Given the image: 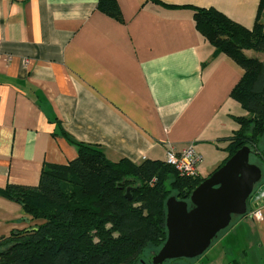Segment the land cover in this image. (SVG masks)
Returning a JSON list of instances; mask_svg holds the SVG:
<instances>
[{
  "label": "crops",
  "instance_id": "obj_1",
  "mask_svg": "<svg viewBox=\"0 0 264 264\" xmlns=\"http://www.w3.org/2000/svg\"><path fill=\"white\" fill-rule=\"evenodd\" d=\"M116 1L122 20L98 0H0V187L35 185L44 162L74 158L61 129L112 161L165 159L191 143L204 177L227 156L245 113L230 93L243 68L196 29L190 5L251 28L260 0ZM248 206L261 214L235 216L186 264H264V184ZM26 224L0 195V234Z\"/></svg>",
  "mask_w": 264,
  "mask_h": 264
},
{
  "label": "trees",
  "instance_id": "obj_2",
  "mask_svg": "<svg viewBox=\"0 0 264 264\" xmlns=\"http://www.w3.org/2000/svg\"><path fill=\"white\" fill-rule=\"evenodd\" d=\"M263 4L260 0L251 28L213 6L190 5L196 29L243 68L230 93L246 112L234 115L238 126L219 165L248 145L250 161L262 171L264 61L247 51L264 50ZM97 6L122 20L116 0H98ZM61 130L76 145L74 158L44 162L35 185L0 187V195L18 202L27 216L26 225L0 234V264H149V253L166 238V198L173 194L188 201L204 176L180 175L165 159L112 161L97 144L74 140Z\"/></svg>",
  "mask_w": 264,
  "mask_h": 264
},
{
  "label": "water",
  "instance_id": "obj_3",
  "mask_svg": "<svg viewBox=\"0 0 264 264\" xmlns=\"http://www.w3.org/2000/svg\"><path fill=\"white\" fill-rule=\"evenodd\" d=\"M250 153L248 145L239 147L192 189L188 201L173 194L166 198L167 234L153 263L199 257L234 216L247 213V201L263 173ZM125 196L130 197L129 187Z\"/></svg>",
  "mask_w": 264,
  "mask_h": 264
},
{
  "label": "built area",
  "instance_id": "obj_4",
  "mask_svg": "<svg viewBox=\"0 0 264 264\" xmlns=\"http://www.w3.org/2000/svg\"><path fill=\"white\" fill-rule=\"evenodd\" d=\"M165 160L172 164L180 175L195 176L197 175V164L201 160V155L190 143L179 151L171 146L165 154ZM247 213L251 217H255L260 215L261 211L259 207H253Z\"/></svg>",
  "mask_w": 264,
  "mask_h": 264
},
{
  "label": "rangeland",
  "instance_id": "obj_5",
  "mask_svg": "<svg viewBox=\"0 0 264 264\" xmlns=\"http://www.w3.org/2000/svg\"><path fill=\"white\" fill-rule=\"evenodd\" d=\"M249 54H254V55H256L259 59H261V60H263L264 61V50H254V49H249L248 51H247ZM241 112L242 113H244V112H246L245 110H243V109H241ZM202 158V157H201ZM201 161V160H200ZM199 161V162H200ZM196 176H199V173L197 172V175ZM261 184H264V171H263V173H262V177H261V179L259 180V182H257L256 184H255V187H254V189H253V191H252V193H251V195H253L254 193H255V191L257 190V188L259 187V185H261ZM250 198V197H249ZM248 203V202H247ZM235 217V216H234ZM221 231H223V230H221ZM221 231L218 233V235L221 233ZM217 235V236H218ZM148 254V253H147ZM149 255H152V253L150 254L149 253ZM190 260H191V258H189ZM189 259L187 260L186 258H178L177 260H180V261H178L177 262V264H186L188 261H189ZM192 259H195V258H192Z\"/></svg>",
  "mask_w": 264,
  "mask_h": 264
},
{
  "label": "flooded vegetation",
  "instance_id": "obj_6",
  "mask_svg": "<svg viewBox=\"0 0 264 264\" xmlns=\"http://www.w3.org/2000/svg\"><path fill=\"white\" fill-rule=\"evenodd\" d=\"M157 251H158V250H157ZM157 251H155V252L152 253L149 264H156V263H153V262H152V256H153ZM177 259H178V258H168V259L163 260L161 263H157V264H177V262L180 261V260H177Z\"/></svg>",
  "mask_w": 264,
  "mask_h": 264
}]
</instances>
